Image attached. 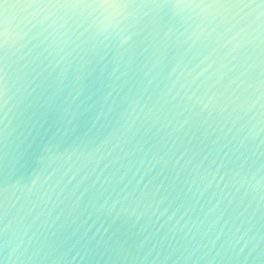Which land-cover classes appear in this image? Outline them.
I'll use <instances>...</instances> for the list:
<instances>
[{"label": "water", "instance_id": "1", "mask_svg": "<svg viewBox=\"0 0 264 264\" xmlns=\"http://www.w3.org/2000/svg\"><path fill=\"white\" fill-rule=\"evenodd\" d=\"M34 11L9 17L6 264H264L260 10Z\"/></svg>", "mask_w": 264, "mask_h": 264}, {"label": "snow or ice", "instance_id": "2", "mask_svg": "<svg viewBox=\"0 0 264 264\" xmlns=\"http://www.w3.org/2000/svg\"><path fill=\"white\" fill-rule=\"evenodd\" d=\"M151 6L155 8L177 7V8H199L211 9L228 15L235 9H259L260 17H264V0H0V138L7 128V107L9 103V77H8V49L14 43L19 33L11 23L10 9L18 13L28 10V15L38 14L48 9L63 12H87L93 17V26L99 33L115 32L121 22L125 10L135 7ZM27 18V17H25ZM121 44H127L130 37L116 33ZM6 190L0 189V223L7 216ZM7 230V225L0 227V236ZM112 238H109L111 242ZM120 244V243H119ZM7 242L0 243V264H5L6 257L3 251ZM122 246V245H121Z\"/></svg>", "mask_w": 264, "mask_h": 264}, {"label": "clouds", "instance_id": "3", "mask_svg": "<svg viewBox=\"0 0 264 264\" xmlns=\"http://www.w3.org/2000/svg\"><path fill=\"white\" fill-rule=\"evenodd\" d=\"M5 257H6V259H5V264H6L8 257L7 256H5Z\"/></svg>", "mask_w": 264, "mask_h": 264}]
</instances>
